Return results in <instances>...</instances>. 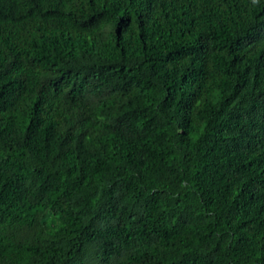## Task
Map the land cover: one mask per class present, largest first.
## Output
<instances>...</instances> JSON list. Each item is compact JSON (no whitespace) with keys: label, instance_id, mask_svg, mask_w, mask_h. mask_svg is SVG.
Here are the masks:
<instances>
[{"label":"trees","instance_id":"16d2710c","mask_svg":"<svg viewBox=\"0 0 264 264\" xmlns=\"http://www.w3.org/2000/svg\"><path fill=\"white\" fill-rule=\"evenodd\" d=\"M0 264H264V0H0Z\"/></svg>","mask_w":264,"mask_h":264}]
</instances>
